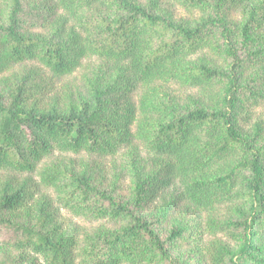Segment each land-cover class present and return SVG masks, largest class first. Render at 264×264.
<instances>
[{
    "label": "trees",
    "instance_id": "1",
    "mask_svg": "<svg viewBox=\"0 0 264 264\" xmlns=\"http://www.w3.org/2000/svg\"><path fill=\"white\" fill-rule=\"evenodd\" d=\"M0 264H264V0H0Z\"/></svg>",
    "mask_w": 264,
    "mask_h": 264
},
{
    "label": "rangeland",
    "instance_id": "2",
    "mask_svg": "<svg viewBox=\"0 0 264 264\" xmlns=\"http://www.w3.org/2000/svg\"><path fill=\"white\" fill-rule=\"evenodd\" d=\"M25 64H17L14 66V69L16 71H19ZM30 65V64H29ZM22 70V69H21ZM76 79L78 78L77 75ZM62 156L64 157V160L67 161L68 166H72L73 170L76 172H81L83 170H91V172H95L99 170L100 172H105L106 177L109 179L110 177L112 178L114 172H117L119 167L124 162V156L123 152L118 153L114 157H106L103 158V161H97V164H94L92 162L93 159L89 154L86 153H78V154H73V153H65ZM101 166V168H99ZM48 193L51 195L53 194L50 190H48Z\"/></svg>",
    "mask_w": 264,
    "mask_h": 264
}]
</instances>
